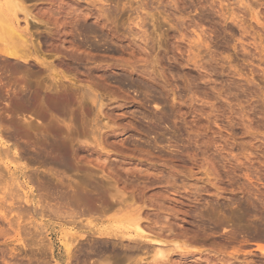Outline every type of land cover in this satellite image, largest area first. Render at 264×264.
I'll list each match as a JSON object with an SVG mask.
<instances>
[{"label":"rangeland","instance_id":"obj_1","mask_svg":"<svg viewBox=\"0 0 264 264\" xmlns=\"http://www.w3.org/2000/svg\"><path fill=\"white\" fill-rule=\"evenodd\" d=\"M1 2L47 67L9 79L34 96L23 111L0 100V264H264V0ZM48 143L67 167L35 161ZM55 172L95 182L102 209L55 213L37 188ZM99 234L142 245L88 259Z\"/></svg>","mask_w":264,"mask_h":264},{"label":"bare ground","instance_id":"obj_2","mask_svg":"<svg viewBox=\"0 0 264 264\" xmlns=\"http://www.w3.org/2000/svg\"><path fill=\"white\" fill-rule=\"evenodd\" d=\"M7 1V0H6ZM3 2V1H2ZM2 2H1V0H0V29L2 30V31H0V32H2V34H4L3 35V37L2 36H0V58L2 59V61H1V65H0V100H6V102H8V106H7V109H8V111L9 112H11V113H13V114H16V113H19L20 111H23L24 110V108H25V105H29V104H31L32 102H33V97H32V92L30 93L29 91H26L25 89H23V88H15V89H9L8 88V81H9V79L12 77V75L13 74H19V73H21L22 72V70H24V69H21L23 66H25V67H28L29 66V69H27L28 71H30V65L32 64V67L34 68V66H33V64L34 63H31L32 61L34 62V60L36 61V62H38L40 65H42V66H40V67H44L45 66V63H43L39 58H37V57H35V55H33L34 54V51H33V49H30L29 48V43H30V33H29V31H28V28H29V25L27 24L28 22H26V17L24 18L25 19V27H23V28H21V26H19L18 25V23H20V21L21 20H17V19H20V18H18V17H16V12H7V11H5L6 10V8L4 9L3 8V4H2ZM16 3V2H15ZM7 4H8V2H7ZM6 4V2H5V5L8 7V5ZM4 5V6H5ZM17 6V5H16ZM11 8V7H10ZM17 10V9H16ZM17 12H19V13H17V14H19L20 15V11H18L17 10ZM17 18V19H16ZM24 19H22V20H24ZM22 22V23H23ZM22 25V24H21ZM31 28V27H30ZM29 28V29H30ZM1 34V35H2ZM34 36V35H33ZM32 40V39H31ZM37 41V40H36ZM33 42V41H32ZM34 45V44H33ZM37 48V47H36ZM36 53V52H35ZM0 59V60H1ZM10 61H13L14 62V64L12 65V66H9V62ZM35 62V63H36ZM11 63V62H10ZM31 63V64H30ZM45 67H47V66H45ZM36 68H37V65H36ZM49 68V67H48ZM42 69H44V68H42ZM41 69V70H42ZM40 70V71H41ZM38 71V70H37ZM39 71V72H40ZM45 73H46V71H44ZM43 72V73H44ZM53 72V71H52ZM24 76H26V75H24ZM22 77L23 76H21V78H19V79H22ZM25 78V77H24ZM12 79V78H11ZM23 81H24V79H22ZM10 83V82H9ZM87 89V88H86ZM88 91V90H87ZM87 91H84V92H87ZM91 91V90H90ZM83 92V93H84ZM88 93H89V91H88ZM93 94H95V93H93ZM84 95H86L85 93H84ZM91 95V94H90ZM89 95V96H90ZM86 96H88V95H86ZM91 99V98H90ZM97 99V98H96ZM94 101V100H93ZM62 103V98H61V96H59V95H57V96H53V97H51L50 99H49V103H51L52 105H54V106H52V107H55V108H57V104L58 103ZM60 103V104H61ZM7 105V104H6ZM30 106V105H29ZM28 107V106H27ZM60 108V107H59ZM16 123H14V122H11V126H12V128L14 127V130H13V132L11 133V134H8V136L10 137V139H13V140H15V138H17V136H21L22 134H21V132H20V130H19V128L17 127L16 128V126H17V124L15 125ZM6 132V131H5ZM8 138V137H7ZM9 139V138H8ZM33 143V142H32ZM33 147H34V145H33ZM35 149H36V160L35 161H37L42 167L44 166L45 168H47L48 166L50 167V165L52 166V165H54V164H56L57 165V167H59V165H62L63 167H67V161H68V159H67V157H66V155H65V153L64 152H62L61 151V149H60V146L58 145V144H55V143H48L47 144V147H46V149L51 153L49 156H47V154L45 155L42 151H39V148H37L36 147V145H35V147H34ZM1 149V148H0ZM4 153V152H3ZM18 163V162H17ZM55 165V166H56ZM47 166V167H46ZM55 166H53V167H50L49 169H47L49 172L51 171V168H53V170H55ZM6 168H8V166L6 165L5 166ZM40 167V166H39ZM61 169H63V168H61ZM56 170H58V169H56ZM64 171H65V169H64ZM64 171H63V173H64ZM56 173V172H55ZM53 174V175H49V173H47L48 174V176L46 175L45 177H44V179H43V176L41 177L43 180H41L39 183H38V186H37V188L38 189H40V190H42V189H45V190H47L48 192H45V193H47V195L49 196H46V194L44 193L43 195H44V197H47V198H43L42 200H46V199H48V203H46L45 201V203L43 202V201H41L40 203L41 204H57V210H56V212L55 213H59L60 212V209L62 208V209H65V210H67V212L65 213L66 214V216H68V217H70V218H72V217H74L75 215H76V213L70 208L71 206H70V204H78V202H80L79 204H81V203H84V204H92V208H95L96 206H99L100 204H103V201H104V203H105V200L102 198L103 196H104V194H103V196L101 197L99 194H97V190L95 191V187H96V183L94 184V183H88V184H83L82 186H84V187H80V189H79V186H77V182H75L76 184V186L77 187H75V186H71V182H69V183H71V184H68L67 183V181L66 180H64L63 181V179H65V178H63V176L62 177H60V176H58L57 174H58V172L56 173V174ZM62 173V174H63ZM66 173V172H65ZM25 174V173H24ZM49 176H50V178H49ZM24 177V176H23ZM36 177V176H35ZM37 177H39V175L37 176ZM36 177V178H37ZM48 177V178H47ZM63 178V179H62ZM40 178H38V180H39ZM37 180V179H36ZM38 180H37V182H38ZM92 180V179H91ZM95 181V180H94ZM31 182H32V180H31ZM66 182V183H65ZM98 184V183H97ZM74 185V184H73ZM83 188V189H82ZM89 188V189H88ZM41 192V191H40ZM42 192H43V190H42ZM89 192H91V193H89ZM49 193V194H48ZM99 193V192H98ZM102 194V193H101ZM41 196V195H40ZM26 200V199H25ZM33 201V200H32ZM31 201V202H32ZM43 202V203H42ZM86 202V203H85ZM23 203H24V200H23ZM26 203V202H25ZM24 203V204H25ZM27 204V203H26ZM32 204H37V203H35V201H34V203H32ZM53 206H55V205H53ZM75 206V205H74ZM89 206V205H88ZM104 206V205H103ZM102 206V207H103ZM110 206V205H109ZM108 206V207H109ZM114 206V205H113ZM21 207V206H20ZM43 207H45V206H43ZM43 207H42V209H43ZM101 209H102V207L101 206H99ZM112 207V206H111ZM22 208V207H21ZM31 208V207H30ZM83 206H82V211H83ZM105 208H106V206H105ZM114 208V207H113ZM112 208V209H113ZM24 209V208H23ZM45 209H47V208H45ZM74 209V208H73ZM80 209V208H79ZM29 210V209H28ZM69 210V211H68ZM89 210V209H88ZM104 210V209H103ZM95 211V210H94ZM93 211V212H94ZM43 212V211H42ZM41 212V213H42ZM47 212V211H46ZM49 212V211H48ZM78 212H79V210H78ZM84 212V211H83ZM99 212V211H98ZM96 213V212H95ZM26 214H28V211H27V213ZM43 214H46V213H44L43 212ZM91 214H93L92 213V211H91ZM56 215V214H55ZM59 215H61V214H59ZM84 215V214H83ZM19 218V217H18ZM58 218V217H57ZM77 218V217H76ZM22 219V218H21ZM134 221L136 220V219H133ZM132 219H131V222L133 221ZM74 222H75V220H73ZM73 221H71V222H73ZM128 223H129V221H127ZM130 222V223H131ZM134 224V223H133ZM137 226V225H136ZM138 227V226H137ZM22 228V227H21ZM25 227H23V229H24ZM25 230H26V228H25ZM144 234H146L141 228H139L138 227V229H137V234H135V235H137L138 236V238L140 237V238H142V239H147V236L146 235H144ZM78 235V234H77ZM80 236V235H79ZM99 236H101V237H99L98 239H99V241H102V242H95V241H93L92 239V241L90 242L89 240V242L90 243H88V251H86L87 252V255H88V259L90 258V257H92V258H94V257H97V255L98 254H100L101 252H103L104 254H107V253H105V251L107 252V251H109V252H111L114 256L116 255V253H118V251H117V249H119L118 247H117V245L119 244V243H115L116 241H119V239L120 240H125V237H127L126 239L128 240V242L129 241H131V243L129 242H125V244L126 245H124V243H122L123 241H121V243H120V247L121 248H125V249H127V250H137L138 248H140L141 246L140 245H142L141 244V242H140V245H139V242H138V239H137V241H134L133 239L132 240H130L131 239V235H127V236H120L119 238L118 237H116V235H113L112 234V236H107V235H105V234H99ZM77 238L78 237H75V238H71L69 241H68V244H67V262L68 261H71V251L73 250V249H76L75 248V246L76 247H78V244H79V241H78V244L76 245V242H77ZM25 239L26 238H24L22 241L23 242H25ZM37 239V238H36ZM35 239V240H36ZM104 239H107V240H110L111 242H112V248L110 249V247H108V245H107V243L106 242H104ZM114 239H118V240H115V242H114ZM18 240V239H17ZM21 240V239H20ZM20 240H18L19 242H20ZM34 240V239H33ZM34 240V241H35ZM106 240V241H107ZM136 240V239H135ZM18 241H16L15 240V242H17L18 243ZM21 241V242H22ZM126 241V240H125ZM27 242V241H26ZM39 242H40V240H39ZM38 242V243H39ZM108 242V241H107ZM154 243H160L161 244V242H158V241H153ZM152 242V243H153ZM36 243V242H35ZM110 243V242H109ZM108 243V244H109ZM22 244V243H21ZM23 244H25V243H23ZM111 244V243H110ZM26 246H27V243L25 244ZM33 244L31 243V245H30V248H31V246H32ZM42 244L41 243H39V246H41ZM19 246H22V245H19ZM34 246H36L35 244H34ZM44 246V245H43ZM79 246H83V245H79ZM110 246V245H109ZM163 246V245H162ZM28 247H29V245H28ZM27 247V248H28ZM37 247V246H36ZM45 247V246H44ZM41 248V247H40ZM40 248H39V250H40ZM148 248V247H147ZM146 248V249H147ZM162 248V247H161ZM160 248V249H161ZM32 249V248H31ZM42 249H45V248H43L42 247ZM164 249V248H163ZM163 249H161L162 250V253H163ZM171 249H173V248H171ZM174 249H175V247H174ZM178 249V248H177ZM34 250V249H33ZM37 250H38V248H37ZM161 250H158V251H161ZM176 250V249H175ZM15 251V250H14ZM26 251V250H25ZM28 251V250H27ZM31 251V250H30ZM41 251V250H40ZM44 251V250H43ZM46 251V250H45ZM44 251V252H45ZM77 251H79V252H81L82 251V248L80 247V248H77ZM125 251V250H124ZM139 251V250H138ZM166 251V250H165ZM164 251V252H165ZM171 251V250H170ZM35 252V251H34ZM123 252V250L121 249V253ZM171 252H173V251H171ZM32 253V252H31ZM43 253V252H42ZM133 253V252H132ZM168 253H170V252H168ZM129 254V253H128ZM137 254V253H136ZM145 254V253H144ZM159 256L161 255V252H158L157 253ZM172 254V253H171ZM188 254V253H187ZM39 255H41V253L39 254ZM119 255V254H118ZM126 255H127V253H126ZM138 255V254H137ZM162 255H164V253L162 254ZM167 255V254H166ZM106 256V255H105ZM87 257V256H86ZM86 257H84V258H86ZM123 257V256H122ZM156 257H158L157 255H156ZM91 258V259H92ZM98 258V257H97ZM112 258H114V257H112ZM118 258V257H117ZM21 259V258H20ZM80 259V258H79ZM100 259V258H99ZM155 259V258H154ZM17 260V259H16ZM114 260V259H113ZM120 260H123V259H120ZM130 260V259H129ZM157 260V259H156ZM19 261V260H18ZM81 261V260H80ZM42 262V261H41ZM96 262V261H95ZM95 262H91L90 264H92V263H94L95 264ZM123 262V261H122ZM132 262V261H131ZM47 264L49 263V261L48 262H46ZM97 263V262H96ZM32 264V263H31ZM39 264V263H38ZM65 264H70V263H65Z\"/></svg>","mask_w":264,"mask_h":264}]
</instances>
